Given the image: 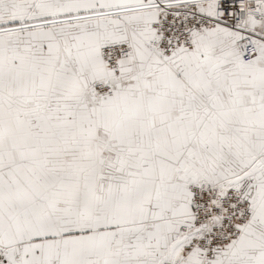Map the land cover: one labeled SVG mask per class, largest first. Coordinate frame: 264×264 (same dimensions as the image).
Segmentation results:
<instances>
[{
	"label": "snow or ice",
	"instance_id": "1",
	"mask_svg": "<svg viewBox=\"0 0 264 264\" xmlns=\"http://www.w3.org/2000/svg\"><path fill=\"white\" fill-rule=\"evenodd\" d=\"M0 264H264V0H0Z\"/></svg>",
	"mask_w": 264,
	"mask_h": 264
}]
</instances>
